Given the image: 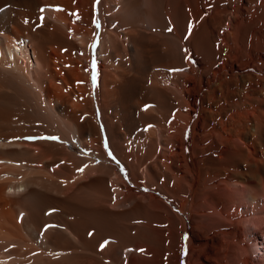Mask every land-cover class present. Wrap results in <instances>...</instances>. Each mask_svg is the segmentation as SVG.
Listing matches in <instances>:
<instances>
[{
    "label": "bare ground",
    "instance_id": "6f19581e",
    "mask_svg": "<svg viewBox=\"0 0 264 264\" xmlns=\"http://www.w3.org/2000/svg\"><path fill=\"white\" fill-rule=\"evenodd\" d=\"M0 264H264V0H0Z\"/></svg>",
    "mask_w": 264,
    "mask_h": 264
}]
</instances>
